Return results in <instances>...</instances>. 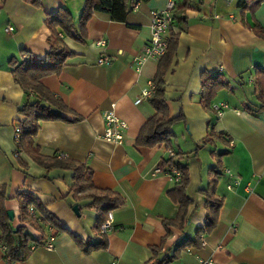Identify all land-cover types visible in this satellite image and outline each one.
<instances>
[{"label":"crops","instance_id":"1","mask_svg":"<svg viewBox=\"0 0 264 264\" xmlns=\"http://www.w3.org/2000/svg\"><path fill=\"white\" fill-rule=\"evenodd\" d=\"M168 1L139 2L124 23L95 12L85 24V42L56 28L71 55L60 73L42 84L80 120L40 122L34 145L44 157L60 154L85 165L96 189L123 199L111 211L106 247L86 253L89 244L101 240L94 229L98 212L88 206L90 199L76 200L80 193L71 190L72 171H46L17 149L16 130L24 120L18 111L33 97L14 82L10 66L25 53L44 59L51 35L46 21L61 8L77 32L85 0H38L39 5L0 0V185L5 209L14 213L8 221L14 228L20 224L16 195L26 193L63 228L52 249L35 247L25 261L12 264H152L156 257L173 256L204 228L209 211L201 190L214 179L210 196L222 201L215 228L181 249L170 264H264V109L250 111L262 106L255 82L264 79V35L255 27L264 31V1L252 7L244 5L247 0H174V19L164 37L173 36L176 49L163 77L164 99L169 116L181 119L172 126L171 147H143L136 139L155 110L149 99L135 101L157 69L137 73L133 59L150 39V13L165 9ZM102 58L109 63L99 64ZM208 76L223 82L211 109L202 104V79ZM219 103L228 107L217 117L212 106ZM112 104L128 124L121 144L102 139L103 115ZM211 133L214 137L196 148ZM168 150L188 169L186 193L192 203L181 228L164 225L179 216L171 196L175 182L166 174L172 168L163 165ZM216 166L219 177L210 172ZM157 168L163 172L154 174ZM27 231L35 238L50 235L49 229L42 234L29 224ZM4 252L0 244V264H9Z\"/></svg>","mask_w":264,"mask_h":264},{"label":"trees","instance_id":"2","mask_svg":"<svg viewBox=\"0 0 264 264\" xmlns=\"http://www.w3.org/2000/svg\"><path fill=\"white\" fill-rule=\"evenodd\" d=\"M26 1L34 5H39L38 0ZM145 1L148 0H85L79 30L77 32L74 31V25L69 12L61 8L55 16L49 17L46 21L51 35L49 38L50 48L44 59H35L30 53H25L21 60H15L13 58L10 62L14 82L23 89L27 96L31 94L33 97L18 111L24 120L18 123L19 135L15 138L17 149L30 155L32 160L42 166L46 171L51 169L72 171L73 185L71 190L74 194L77 192L80 193V195L76 196V200L90 199L91 203L88 206L98 212L94 229L101 240L96 244H89L84 250L86 253L106 247L107 242L105 236L107 234L100 232V226L107 219L109 212L123 205V199L111 191L96 189L92 183L91 173L86 169L85 165L71 161L60 154L48 158L39 153L38 147L34 145L33 138L38 133L40 122L55 120L75 122L80 120V117L75 116L64 102L56 98L43 86L42 79L50 75L59 74L64 66L65 59L71 55L59 37L57 27L64 31L66 35L75 38V40L85 42V24L93 13H104L111 20L124 23L132 7L139 2ZM263 1L247 0L244 1V5L250 3L252 7H256ZM255 29L257 34L262 33L264 35V31L259 26H256ZM166 41L167 51L158 63L157 72L153 78L154 90L148 101L153 106L155 112L141 127L136 139V143L143 147H152L155 145H164L167 148L171 147V140L173 138L172 126L181 119V117L169 116L164 99L163 77L176 49V40L173 36ZM221 86H223V82L217 76H208L202 79V104L206 109H211V101ZM255 86L262 106L258 109H250V111L257 114L258 111L264 109V79L260 80L259 77L256 78ZM67 116L72 117V119H67ZM211 137H214L213 133L198 144L196 148L205 145ZM16 157H18V153H16ZM176 157V155L175 157H169L163 164L165 167L172 168L180 174L179 180L175 182V188L171 192L172 200L179 205V216L175 221H164L166 229L169 225L183 227V222L185 224L187 221L188 208L192 203L186 193L188 185L187 164L181 163ZM210 172L219 177L218 166L211 168ZM215 183L216 180L214 179L210 182L206 190H201L203 195L207 196L209 212L206 215L204 228L197 231L196 240L186 241L177 246L173 256L164 254L159 259L156 257V260L152 264H170L178 256L181 249H185L195 243L197 244V240L201 234H208L215 228L222 205L221 199L210 196V192L213 190ZM16 199L19 204L20 224L14 228L8 221L7 210L4 206L6 200L5 187L0 185V244L3 245L5 259L9 264L25 261L31 254L33 248L39 246L44 247L49 237L56 238L63 230L58 220L48 213V211L44 210L32 195L19 193L16 195ZM28 224L42 234L45 233V229H49L50 235L46 239H44L45 235L35 238L27 231ZM157 252L158 250H154V253Z\"/></svg>","mask_w":264,"mask_h":264},{"label":"built area","instance_id":"3","mask_svg":"<svg viewBox=\"0 0 264 264\" xmlns=\"http://www.w3.org/2000/svg\"><path fill=\"white\" fill-rule=\"evenodd\" d=\"M175 8L174 0H169L165 9L160 11H152L150 13V39L142 52L133 59L135 71L140 74H145L150 71H156L157 64L160 59L166 54L167 41L165 39V33L168 31L173 22V10ZM11 30V28L9 29ZM98 45H104V42H98ZM99 64H108L109 60L102 58L98 60ZM147 88L144 89L135 104L140 103L143 99H149L154 90L153 80L149 79L147 82ZM227 105L224 103L215 104L212 106V110L215 112L217 117H220ZM104 131L102 139L107 142L114 144H121L124 136L123 132L127 129L128 124L123 119L119 118L115 112V104H112L110 108L104 113ZM19 135V129L16 130V137ZM170 157H175V153L172 150H168ZM18 157H22L21 153H18ZM163 169L157 168L154 174L162 173ZM229 173V170H225ZM174 182L179 180L180 174L174 169H171L166 173ZM112 215L108 213L107 219L101 224L100 232L107 234L112 230ZM54 238L49 237L47 243L44 245L46 249H52ZM200 264H211V262H201Z\"/></svg>","mask_w":264,"mask_h":264},{"label":"water","instance_id":"4","mask_svg":"<svg viewBox=\"0 0 264 264\" xmlns=\"http://www.w3.org/2000/svg\"><path fill=\"white\" fill-rule=\"evenodd\" d=\"M73 212L76 214V215H79V208L78 206H73L72 208ZM7 216L9 218L10 221H13L14 219V213L12 211H7Z\"/></svg>","mask_w":264,"mask_h":264}]
</instances>
